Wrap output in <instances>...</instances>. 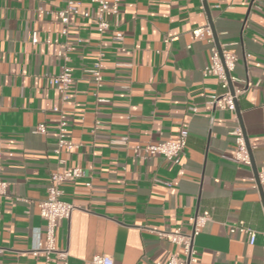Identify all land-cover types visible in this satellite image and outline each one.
Instances as JSON below:
<instances>
[{"label":"crops","instance_id":"0c3cea01","mask_svg":"<svg viewBox=\"0 0 264 264\" xmlns=\"http://www.w3.org/2000/svg\"><path fill=\"white\" fill-rule=\"evenodd\" d=\"M79 1L63 34L57 11L65 0H0V175L8 181L0 199V264H59L31 251L36 238L45 239L37 203L52 171L73 168L83 174L61 184V198L77 208L55 229L68 264H93L96 254L113 264L163 263L179 247L159 233L189 231V217L205 209L196 264H264V185L254 188L252 167L233 158L239 124L252 164L264 169V0H120L104 33L91 21L96 4ZM206 24L237 57L234 84L250 83L237 111L209 101L222 88L203 71L210 44L192 33ZM61 45L72 46L67 99L49 83L64 62ZM101 53L97 86L85 70ZM61 113L75 146L56 153ZM39 123L45 134L33 132ZM181 131L186 144L178 163L133 153L136 143ZM122 136L126 144L112 142ZM239 221L257 231L253 244L229 232L227 225Z\"/></svg>","mask_w":264,"mask_h":264},{"label":"built area","instance_id":"2783aa9c","mask_svg":"<svg viewBox=\"0 0 264 264\" xmlns=\"http://www.w3.org/2000/svg\"><path fill=\"white\" fill-rule=\"evenodd\" d=\"M97 6V15L91 19L99 33H104L109 30L111 21L109 17L115 18L119 12L120 0H90ZM66 4L63 8L57 11V15L63 24L61 33L67 32V24L69 23V15L79 13V0H65ZM84 16L88 17L89 13L84 12ZM195 37L204 36L210 44L209 63L204 67L205 74H211L217 77L222 92L210 96V103L224 107L230 111L236 110V101L238 96L243 92L246 86L250 83L246 80L242 81L239 85H235L234 81L237 80L232 71L235 67L237 57L234 53L227 50L222 46H217L214 41L213 32L209 24L196 27L192 29ZM113 38L120 40L122 35L118 32L113 34ZM37 41L36 33H33L32 42ZM72 49V46L61 45L57 51V55L62 57L60 70L57 74L49 77V83L56 87L61 94V99L68 98L69 85L73 80L72 69L67 64L68 57L66 50ZM101 60L102 53L99 54L94 61L92 67L86 69L91 78L95 81L97 86L102 83L101 74ZM229 80L233 84V90L229 89ZM54 110H57L55 107ZM68 121L63 113L60 114V119L57 126L55 152L60 153L62 150H70L75 145L70 139L68 130ZM47 131L43 123L35 125L33 132L45 134ZM235 135V148L233 151V158L239 164L251 166V155L247 146L245 135L242 127L237 124L233 130ZM113 143L126 144L127 137L122 136ZM186 144V132L181 131L174 139H164L156 142L136 143L133 146V153L142 158H147L152 155H162L168 161L178 163L180 153ZM80 168L67 169L64 171L54 170L50 174V183L46 189V196L40 199L37 203L39 214L45 222V239L42 242L39 238L34 240L31 247L33 253L42 252L45 254L46 260L49 261L50 257L54 255L59 259V264H68V250L59 249L55 245V229L62 219H69L72 212L77 206L71 202L61 198L62 189L61 184L64 181L73 180L82 175ZM88 186L90 182L86 183ZM258 185H264V169L257 171V179L254 177L253 187L259 188ZM8 181L0 175V199L7 193ZM210 212L205 209L189 217L190 224L189 231H183L180 227H175L169 231H161L159 235L166 238L169 242L177 245L179 251L170 252L166 261L157 264H196L198 261V250L195 247L194 240L196 235L201 231L205 222L209 219ZM228 230L230 233H243L247 237L249 244H253L256 238L257 231L246 226L243 221L236 224H229ZM264 232V229H263ZM93 264H113L110 256L104 254H96L91 257Z\"/></svg>","mask_w":264,"mask_h":264},{"label":"water","instance_id":"95a60500","mask_svg":"<svg viewBox=\"0 0 264 264\" xmlns=\"http://www.w3.org/2000/svg\"><path fill=\"white\" fill-rule=\"evenodd\" d=\"M210 27H211V24H210ZM211 29H212V27H211ZM212 32H213V29H212ZM213 37H214L215 44L219 47L220 45H219L218 39H217V37H216V35H215L214 32H213ZM229 89H230L231 91L233 90V84H232V82H231L230 80H229ZM236 111H237V104H236ZM247 146H248V144H247ZM248 148H249V146H248ZM251 167H252L253 173H254V175H255V178L257 179V170H256V168L254 167V165L252 164V160H251ZM258 187H259V189L261 190V186L258 185Z\"/></svg>","mask_w":264,"mask_h":264}]
</instances>
